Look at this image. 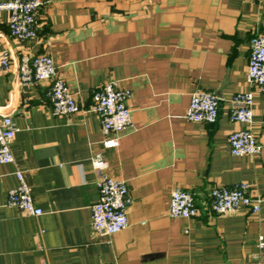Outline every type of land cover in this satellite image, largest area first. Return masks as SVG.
<instances>
[{
	"label": "crops",
	"instance_id": "0c3cea01",
	"mask_svg": "<svg viewBox=\"0 0 264 264\" xmlns=\"http://www.w3.org/2000/svg\"><path fill=\"white\" fill-rule=\"evenodd\" d=\"M42 1L36 40L13 37L9 12H0V54L11 56L10 69L0 68V107L13 94L18 128L15 163L0 165V264H264V94L248 83L264 0ZM27 54L52 57L79 113L54 116L52 82H19ZM113 81L132 91L133 127L117 149H106L92 105ZM200 91L220 101L214 124L185 118ZM242 91L254 93L253 129L263 146L257 156L235 157L228 145L246 127L230 117L229 100ZM97 152L106 172L93 169ZM19 170L41 216L7 206ZM103 174L126 182L132 199L130 225L114 235L92 226ZM242 182L263 199L259 214L247 207L214 213L211 191ZM177 189L195 197L198 217L169 216Z\"/></svg>",
	"mask_w": 264,
	"mask_h": 264
},
{
	"label": "built area",
	"instance_id": "2783aa9c",
	"mask_svg": "<svg viewBox=\"0 0 264 264\" xmlns=\"http://www.w3.org/2000/svg\"><path fill=\"white\" fill-rule=\"evenodd\" d=\"M262 2L263 0H255ZM44 2L42 0H11L0 3V12L10 14L9 27L13 37L18 40H36L38 38L37 15ZM10 53L0 54V68L8 71L11 67ZM19 82L31 85L37 82H52L48 97L52 104L54 116H67L79 113L81 107L66 80L57 70L52 57L47 55H24L19 66ZM248 83L256 86L264 94V33L251 40V56L248 71ZM132 91L121 89L118 82L105 84L93 96L92 111L102 123L106 149H117L120 146V134L133 127L132 112L128 101ZM14 96L11 94L8 103L0 107V165L14 164L11 150L18 128L13 120ZM230 117L233 122L245 125V129L230 134L228 145L235 157L257 156L263 146L253 129L254 93L242 91L229 100ZM220 114V101L211 93L197 92L193 95L186 113V120L194 123L214 124ZM92 166L95 171L106 172L108 161L101 152L94 154ZM16 176L19 186L9 192L7 206L16 208L29 216L38 217L43 210L36 206L32 188L26 182L21 170ZM99 200L92 207V226L96 232L111 235L118 234L130 225L128 210L132 202L126 182L109 174H103L97 182ZM211 210L219 215L231 214L242 207L250 208L259 214L263 199L251 195V186L246 182L233 187H216L210 193ZM200 214L195 197L183 190H174L171 194L169 216L171 218L193 219ZM258 246L264 251V234L258 238Z\"/></svg>",
	"mask_w": 264,
	"mask_h": 264
}]
</instances>
